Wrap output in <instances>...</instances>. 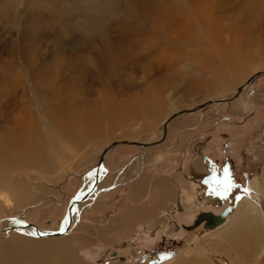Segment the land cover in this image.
Instances as JSON below:
<instances>
[{
	"label": "rangeland",
	"instance_id": "374dc122",
	"mask_svg": "<svg viewBox=\"0 0 264 264\" xmlns=\"http://www.w3.org/2000/svg\"><path fill=\"white\" fill-rule=\"evenodd\" d=\"M7 1L0 0V156L9 146L17 148L8 157L1 156L6 169L0 178L9 184L0 189V227L21 222L49 233L65 228L71 202L95 186L99 156L112 142L122 140L158 141L144 147L120 144L109 155L123 149L121 158L129 162L120 168L122 173L134 165L129 174L146 173L153 180L173 176L176 188L179 184L174 213L182 216L169 227L164 219L165 227L156 233L134 236L120 224L131 223L124 214L119 223L106 219L102 225L110 223L107 232L87 233V238L74 231L78 224L87 225L84 219L79 222L83 201L77 203L72 226L60 239L81 263L170 264L196 249L202 233L207 246L220 253L218 240L203 223L192 229L200 213L221 214L230 205L231 220L244 199L259 203L264 211V195L254 186L264 172V74L246 87L245 95L174 117L163 135L173 114L232 95L249 77L264 71V0H218L212 7V23L198 30L172 0H119L121 18L110 20L93 41L33 0H13L12 9ZM143 7L154 11L142 17ZM170 7L175 8L173 18L172 11L164 10ZM161 12L167 20L157 18ZM166 23L171 31L161 30ZM215 30L219 35L212 37ZM220 43L241 50L247 74L235 76L229 69L228 77L218 79L203 68L200 58L215 52ZM190 61L193 66L188 67ZM52 101L74 114L88 115V129L79 126L69 135L57 132L48 112ZM40 152L46 157L39 161ZM101 169L100 180L106 172ZM225 170L233 185L227 193L217 183L224 180ZM197 178L202 187L192 184ZM148 195H141L133 207L147 206ZM159 201L162 206L163 197ZM164 208L157 215L168 211ZM112 227L122 231L113 233ZM124 231L131 233L121 238ZM50 238L23 230L0 233V243L19 239L46 243ZM132 240L136 242L130 244ZM90 242L94 244L87 245ZM195 252L189 260L213 262L208 252ZM254 260L247 264H264V252Z\"/></svg>",
	"mask_w": 264,
	"mask_h": 264
},
{
	"label": "bare ground",
	"instance_id": "6f19581e",
	"mask_svg": "<svg viewBox=\"0 0 264 264\" xmlns=\"http://www.w3.org/2000/svg\"><path fill=\"white\" fill-rule=\"evenodd\" d=\"M7 2L9 4L8 7L10 9L15 7L13 0H8ZM216 2H218V0L217 1H213V0H172V2H170V3L171 4L174 3L172 6L176 7V9H178L179 12L183 16H185V18L190 19L191 22L195 21L197 24V30H198V28L200 26L203 28H206V24L209 25L212 23L213 19L211 18L210 15H211V13H213L212 7L216 5ZM11 3H13V4H11ZM160 6L161 5H159V7ZM6 7H7V5H6ZM162 9H164V8H162ZM174 9L172 7H170L168 9L165 8L164 10L166 12L168 10L173 12ZM152 10H153L152 7H150V8L149 7H143V9L140 8L139 12H140V14H142L141 16L144 17L145 15L148 14V12H151ZM170 11H169V13H170ZM164 13H162V12L159 13L158 14L159 17L157 16V18L159 20H167V17H165L166 15H164ZM167 15H168V17L171 15L170 17L173 18L175 16V13L174 12H173V14L170 13V15L167 13ZM162 29L164 31H167V32L171 31V27H170L169 23L162 25L161 30ZM210 35H212V37L213 36L217 37L219 35V31L215 30L214 33L212 31ZM247 40H248V38H247ZM220 44L216 47L218 49H215V52H213L212 54L204 55L203 58H200V61H201L203 68L211 70L214 74H216L215 78H218V79L228 77L227 75H228L229 69L230 70L234 69L233 72H234L235 76H237V75L243 76L244 74H247L249 72V66L246 65V63L245 64L242 63L241 58L239 56V51H241V50L234 51L231 49H227V48H229V45H227L228 46L227 47L226 44H224V43H220ZM235 47H236V45H235ZM188 65H189L188 67L193 66L191 61L188 63ZM231 77H233V76H231ZM255 80H256V78L253 79L251 82H246L245 84L240 86L237 89V91H235L232 95L226 96L225 98L228 99L230 97H234L233 99H235L238 96L240 97L242 94L245 95L244 93H245V89H247L246 87L251 85ZM240 88L242 90L238 95V90ZM216 99H218V98H215L212 100H216ZM53 101H54V98H53ZM53 101L51 103V106L50 105L47 106V109L50 106V108L48 109L49 116L51 117V120L53 121V123L56 125V128L59 129L57 132H66L67 133L66 135H69V134H73L74 132H78L79 126H83L84 128L88 129V127L91 124V118L88 115L80 113V112L77 114H74L73 112H69V110H67L66 108H63L61 106H55L56 104ZM228 101H230V100H226L224 102H228ZM224 102H220V103H224ZM214 104H216V102H212V103L208 104L207 106L214 105ZM207 106L202 107L200 109L207 108ZM200 109H198V110H200ZM185 114H190V113H182V114L177 115V117L180 115H185ZM172 121L173 120L169 118L168 121L165 123L167 125V131H168L169 122H172ZM165 124H164V126H165ZM167 131L165 132V129H164L163 135H165V134L167 135ZM122 141L130 142L133 140H122ZM122 141H120V142H122ZM120 144H126V143L116 144V145L112 146L108 150V152L106 153V155L104 157V161H103V171L107 170L106 166H105L106 156L109 155V153L113 150L114 147L119 146ZM127 145H135V144H127ZM152 145H156V144H154V142H152V143H148L147 146H152ZM15 148H17V147H15ZM15 148L13 146H9L7 148V150H4L6 152L1 154V156L8 157L10 154L15 152ZM41 152H43V151H41ZM41 152L37 154V159H39V161L42 157H46ZM0 153H2V152L0 151ZM1 156H0V171L3 172L6 169V168H4V167H6V165H5L6 163H2L3 157H1ZM9 158L11 159V157H9ZM13 158H14V155H13ZM99 158H100V156H99ZM7 162L9 163L10 161H7ZM96 165H95V169H96ZM101 170L99 171V176L102 173ZM7 173L8 172H5V174H7ZM96 173H97V171H96ZM99 181H100V179H99ZM157 181H158V189L157 190L155 189L154 191H157L158 192L157 194H159V195H160V192L163 191V197L165 199L168 198L171 195L170 189H168V187L165 186V184H161L162 181L160 179H158ZM8 184L9 183L4 178H0V189L4 188V186H6ZM192 184H194V185L198 184V186L202 187L201 181L198 178ZM198 186H196V187H198ZM254 186H255V188H257V190L259 192H261L264 195V172H263L262 176L260 178H258V180L255 182ZM172 188H174V187H172ZM189 190L191 193H193L192 188H189ZM88 191L89 190H87L80 197L82 199L77 204L78 206H79V204H81L82 201L84 202L88 197H90L92 195V194H90L89 196H85V194ZM80 198H75V199H80ZM164 206H168L167 201H165ZM169 208H171V206H169ZM261 208H262V206L259 205V203L251 202L249 200L247 201L246 199H244L242 201V203L239 205V208L237 207V209H238L236 211L237 213L234 215V217L231 220H228V218H227L228 215H230V213L232 211L231 210L232 208L230 207V205H228V208L226 207V209L221 214H214L211 212L200 213L199 216H197L196 222L194 223L192 229H195L197 226H199L200 224L203 223L205 228L209 229L210 232H212L211 233L212 238H215L218 240V242H217L218 248H219V250H220V248H222V251L217 250L218 249L217 248L216 250L220 253H215L214 250L210 249L207 246V244H208L206 241L208 239L207 235L202 233V234H200V236H198L199 243L198 244L196 243L197 244L196 249H194L195 247L194 248L192 247L189 251H187V252L184 251L185 252L184 256H181V257L175 259L172 263L173 264H200L203 261L199 258L196 259V257H195L194 258L195 261L189 260L190 257H192L193 252H195V250H197L198 253H200V254H203L202 252H208L210 254V257L213 258V262L210 264H247L250 262V259L252 257L255 260H258V258L264 252V248L262 247V245L264 243V211ZM173 209H174V207H173ZM164 210H169V209L165 208ZM249 212H250V214L247 215V213H249ZM73 214H72V216L67 215L68 221H67L66 227L63 228V230L64 229H67V230L62 235L39 236V233H44V232L40 231L38 229V226L34 223H21L20 222V224L16 225V226L11 225L9 227L8 226L7 227H0V233L9 232L12 230H16V231H20V230L22 231L23 230L24 232L29 233V234H31V236H34V237H38V238H42V239L43 238L48 239L51 237L50 239H53L52 241H43L46 243H42V242L31 243V242L25 241L23 239L13 240V241L8 242V243L7 242L6 243H0V264H85V263H81L80 260L74 258L72 249H69L68 246L65 245L63 239H60V238H62V236L66 235L69 232L68 230H70V228L72 226L71 223H72L73 217H74ZM164 223H165V221H164ZM25 225H27L26 228L22 227ZM159 225H157L158 226L157 229L160 227L163 228V226H164V224L161 223V221H160ZM8 228H10V229L7 230ZM145 228L150 230L149 227H147V226ZM190 228L191 227H188V229H190ZM146 233L151 234L152 232L150 231V232H146ZM133 235L134 236H143V233L140 231V232H137ZM146 238H148V237H146ZM208 249H210V250H208ZM200 254H198V255H200ZM248 257H250V258H248ZM172 263L170 262V264H172ZM203 264H205V262H203Z\"/></svg>",
	"mask_w": 264,
	"mask_h": 264
},
{
	"label": "crops",
	"instance_id": "0c3cea01",
	"mask_svg": "<svg viewBox=\"0 0 264 264\" xmlns=\"http://www.w3.org/2000/svg\"><path fill=\"white\" fill-rule=\"evenodd\" d=\"M122 152H124L123 149L118 148L114 150L107 157V161H105L107 170L104 173L103 178L97 183L99 184L98 187H97V184H95V186L92 188V193H91L92 195L88 197L79 206L81 209L82 207H84V209L82 210L83 216H82V219L79 220V222L80 221L82 222L83 219H84L83 221L87 222V225L86 224L76 225V229L74 231L77 230L81 236H85L89 238L88 234H92L93 232H98V233L104 232L108 224L112 222L119 223V219L122 220V218L118 219V217L125 216L124 214H126V217H129L131 223L129 225H126L127 222L122 220L123 223L122 222L120 223L121 226L123 224L122 228L125 227L126 231L129 230L135 233H137L138 231L139 232L141 231L143 234H147L146 232H150V231L152 233H156L159 229V228L157 229L158 227L157 225H159L160 221L164 223L165 220L163 219L165 218H166V223H167L166 227H169L174 224V219L176 217L182 216L179 214L176 215L174 213L175 207L173 205L172 199L176 198V194L174 196V191L176 192V189L179 190V186H178L179 184H177V188H176V183H174V177L173 176H161L162 178L158 177V178H161L160 179L162 181L161 184H165V186H167L168 189H170L171 191L170 194L172 196V199L164 200L163 191L160 192V195L157 194L158 193L157 191H154L155 189L156 190L158 189V181H157L158 178L153 180V178L149 177L151 175H148L146 173L144 175L129 174L128 172L130 171V167L134 165L125 169L123 173L121 172L122 170L120 168L129 162L128 160H126L125 162L122 160L121 158ZM126 175L127 177H129L128 180H125ZM142 176L144 177L143 180L141 179ZM95 187H97L96 190H95ZM122 192L124 193L120 197V199L117 200L114 203V205H110V203H113L114 199H117L118 198L117 196H119L120 193ZM145 194L146 196L149 194L148 200L146 201L147 206H144L142 204L141 206L137 208L133 207V204L135 202H137L138 200H142V199H139L141 198V195L145 196ZM162 197H163L164 203L161 202L162 204L161 206L159 199ZM111 199H113L112 202H110ZM165 201H167V204H168V206H165V208L169 210L166 213L157 215L162 211ZM169 206H171V208H169ZM111 207H118L119 208L118 212L116 213L115 212L113 213L112 211L108 212ZM80 208H78L79 210L77 209L78 215L81 212ZM159 216H162V219H159ZM115 218L116 220H114ZM106 219H111L110 223H108L107 225H102L104 222L107 221ZM144 226L149 227L150 230H148ZM90 228H93V229L91 230ZM83 231H86V232H83ZM111 231L113 233H117V232L122 231V229L113 230V227H112ZM131 232H125V231L122 232V233H125V235H123L121 238L129 236V233ZM135 239L138 240L139 237H135ZM132 241L133 242H130V244L136 242V240H132ZM92 244L94 243L92 242L87 243V245H92Z\"/></svg>",
	"mask_w": 264,
	"mask_h": 264
},
{
	"label": "clouds",
	"instance_id": "9594fccd",
	"mask_svg": "<svg viewBox=\"0 0 264 264\" xmlns=\"http://www.w3.org/2000/svg\"><path fill=\"white\" fill-rule=\"evenodd\" d=\"M33 3L61 19L81 33L86 41L101 35L105 25L120 17L119 0H33Z\"/></svg>",
	"mask_w": 264,
	"mask_h": 264
},
{
	"label": "water",
	"instance_id": "95a60500",
	"mask_svg": "<svg viewBox=\"0 0 264 264\" xmlns=\"http://www.w3.org/2000/svg\"><path fill=\"white\" fill-rule=\"evenodd\" d=\"M262 74H264V71H260V72L255 73L254 75H252L251 77L248 78V81H247V82H251L253 79L257 78L258 76H260V75H262ZM241 90H242L241 88L238 90V95H239V93L241 92ZM238 95H237V96H238ZM237 96H236V97H237ZM233 98H234V97H230V98H228V99H226V98H220V99H216V100H209V101H207V102H205V103H203V104H199V105L196 106V107L189 108V109H184V110H180L179 112L173 114V115L170 117V119H173L174 117H176L177 115L182 114V113H191V112H195V111H197L198 109H200V108H202V107H205V106H207L208 104H210V103H212V102L219 103V102H224V101H226V100H232ZM164 127H165L164 129H165V132H166V131H167V125L165 124ZM164 136H166V134H165ZM119 143L135 144V145H140V146H147V145H148L147 142H139V141H130V142H128V141H122V142H120V141H119V142H118V141H115V142H112V143H111L106 149L103 150L102 154L100 155L99 161H98V163H97V165H96V171H97L96 174H97V175H96L95 184L98 183V180H99V171H100L101 168L103 167V161H104V157H105L106 153L108 152V150H109L112 146H114V145H116V144H119ZM156 143H158V141H155V142H154V144H156ZM95 184H94V185H95ZM92 188H93V187H92ZM92 188H91V189L85 194V196H89V195L92 193ZM81 199H82V198H80V199H75V200H73V201L71 202V204H70V206H69V208H68V215H69V216H72V213H73V210H74L76 204L79 203ZM22 227L26 228L27 225L22 226ZM9 229H10V228H8L7 230H9ZM66 230H67V229H64V230L61 229L60 231L52 232V233H49V232L39 233V236H56V235H62L64 232H66Z\"/></svg>",
	"mask_w": 264,
	"mask_h": 264
},
{
	"label": "snow or ice",
	"instance_id": "6c2138e0",
	"mask_svg": "<svg viewBox=\"0 0 264 264\" xmlns=\"http://www.w3.org/2000/svg\"><path fill=\"white\" fill-rule=\"evenodd\" d=\"M217 183H218V185H222V189H223L224 193H227L231 189V187L233 185H232V181L230 179V175L227 172V170H225L224 180L223 181H218Z\"/></svg>",
	"mask_w": 264,
	"mask_h": 264
},
{
	"label": "flooded vegetation",
	"instance_id": "af4514ba",
	"mask_svg": "<svg viewBox=\"0 0 264 264\" xmlns=\"http://www.w3.org/2000/svg\"><path fill=\"white\" fill-rule=\"evenodd\" d=\"M225 209H223V211H224Z\"/></svg>",
	"mask_w": 264,
	"mask_h": 264
}]
</instances>
